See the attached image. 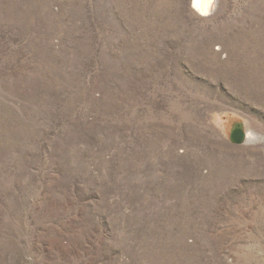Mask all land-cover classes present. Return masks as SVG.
<instances>
[{
  "label": "rangeland",
  "instance_id": "374dc122",
  "mask_svg": "<svg viewBox=\"0 0 264 264\" xmlns=\"http://www.w3.org/2000/svg\"><path fill=\"white\" fill-rule=\"evenodd\" d=\"M220 1L0 0V264H264V0Z\"/></svg>",
  "mask_w": 264,
  "mask_h": 264
},
{
  "label": "bare ground",
  "instance_id": "6f19581e",
  "mask_svg": "<svg viewBox=\"0 0 264 264\" xmlns=\"http://www.w3.org/2000/svg\"><path fill=\"white\" fill-rule=\"evenodd\" d=\"M220 2V0H192V5L198 15L207 17L213 13ZM247 139H250L249 133L247 134Z\"/></svg>",
  "mask_w": 264,
  "mask_h": 264
},
{
  "label": "water",
  "instance_id": "95a60500",
  "mask_svg": "<svg viewBox=\"0 0 264 264\" xmlns=\"http://www.w3.org/2000/svg\"><path fill=\"white\" fill-rule=\"evenodd\" d=\"M230 141L235 145H242L247 142V132L241 124H237L231 129Z\"/></svg>",
  "mask_w": 264,
  "mask_h": 264
}]
</instances>
